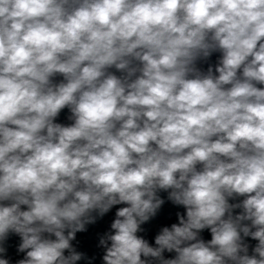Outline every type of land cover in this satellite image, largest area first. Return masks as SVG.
I'll use <instances>...</instances> for the list:
<instances>
[{
	"label": "clouds",
	"instance_id": "9594fccd",
	"mask_svg": "<svg viewBox=\"0 0 264 264\" xmlns=\"http://www.w3.org/2000/svg\"><path fill=\"white\" fill-rule=\"evenodd\" d=\"M98 260L264 264V0H0V264Z\"/></svg>",
	"mask_w": 264,
	"mask_h": 264
},
{
	"label": "water",
	"instance_id": "95a60500",
	"mask_svg": "<svg viewBox=\"0 0 264 264\" xmlns=\"http://www.w3.org/2000/svg\"><path fill=\"white\" fill-rule=\"evenodd\" d=\"M217 55H218V54H217ZM215 59H216V57L214 56V57H213V61H212L213 63L215 62ZM63 120H64V117H63V115H62V116H61V121H63Z\"/></svg>",
	"mask_w": 264,
	"mask_h": 264
}]
</instances>
